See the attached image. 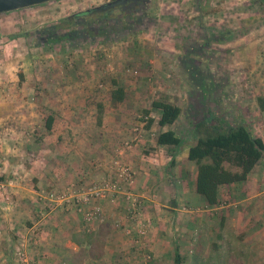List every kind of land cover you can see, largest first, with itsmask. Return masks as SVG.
<instances>
[{"label":"crops","instance_id":"0c3cea01","mask_svg":"<svg viewBox=\"0 0 264 264\" xmlns=\"http://www.w3.org/2000/svg\"><path fill=\"white\" fill-rule=\"evenodd\" d=\"M54 1L61 0L37 6ZM98 38L106 63L93 55L71 62L74 53L54 61L30 43L22 55L14 48L19 38L11 50L0 45V264H20V246L30 264H264V155L245 180L221 185L217 203L208 204L188 159L196 134L184 110V83L175 88L172 66L144 48L149 40L134 38L140 59L146 54L152 63L138 62L133 73L113 65L114 58L136 63L123 51L133 43ZM243 39L246 45L235 40L232 61L219 67L220 96L264 142V25ZM118 86L123 98L114 101ZM153 100L182 108L172 125L159 124ZM170 129L183 137L179 147L157 142ZM118 163L133 173L130 190L142 201L137 221L124 189L84 202L95 214L90 221L74 205L45 196L80 197L115 179Z\"/></svg>","mask_w":264,"mask_h":264},{"label":"rangeland","instance_id":"374dc122","mask_svg":"<svg viewBox=\"0 0 264 264\" xmlns=\"http://www.w3.org/2000/svg\"><path fill=\"white\" fill-rule=\"evenodd\" d=\"M104 1L61 0L46 3L43 6L36 5L0 13V45L1 47H5L3 45L7 44L6 48H10L11 50L10 41L19 38V45L14 46V48L20 49L22 55L24 49H26L25 45L30 43L41 46V50L45 51V54L48 53L50 59L54 61L61 59L62 57L60 56L62 54L64 56L74 53L77 55L71 62L77 61L78 58L83 57V59H86L93 55L98 56V60L101 63H106L103 60V46H101L99 38L87 41L77 40L69 44L67 41L46 42L47 40L42 36L40 37L39 33L36 35V32L40 29L64 20V18L73 14V12L79 11L80 8L86 9ZM149 10L154 16V23L151 26L145 29L141 28L142 25L136 28L132 27L131 32L134 33H128L123 38H120L122 33H116L115 35V40L117 42L121 41V45H126L127 47V44L133 43L131 48H123V51L127 55H133V59H137L136 63L131 62L128 58L121 61H117L114 58V61L112 60L113 65L115 66L119 63L124 68H139V62L145 68H149L152 62L146 57V54L144 58L140 59L144 53L139 54L140 49L138 47L140 48L141 45L138 40L134 39L136 35L140 36L145 40H149V43L144 48L151 50L152 54L156 56L159 55L162 63L168 62L172 66L174 79L177 81V83H174L175 88L178 85L182 88L183 84L176 73L178 68H175V66H179L176 57L180 55L187 58L185 54L186 48L189 49H187L188 52L191 50L201 51L199 50L200 44L205 42L204 38L201 37L202 34H208L206 35L208 37L211 34V29L218 31L229 30L232 32L231 36L233 38L231 37L229 40L210 42V47L203 50L208 56L207 59L195 55L189 57L194 58L200 65L214 70L218 64L220 66L223 64L227 65V63L232 61L230 57L232 50L235 48L233 45L235 40H237L236 46L242 47L246 45L243 34H248L250 31L259 32L264 25V0H178L177 3L176 0H151ZM63 26L68 27L69 25L64 24ZM143 31L145 32L142 33ZM135 43L138 47L134 45ZM1 47L0 49H2ZM183 47L185 50H183ZM130 49L137 51L129 53ZM218 50H225L227 53L223 54L222 52V57H220L217 53L219 52ZM222 58L227 59L229 62H225L226 60H222ZM83 59L78 60V62H82ZM244 59L248 62L246 56H244ZM92 60H88L87 62H92ZM185 89V93H187L188 88L185 87ZM189 94L191 93L182 95L185 106L190 99Z\"/></svg>","mask_w":264,"mask_h":264},{"label":"trees","instance_id":"16d2710c","mask_svg":"<svg viewBox=\"0 0 264 264\" xmlns=\"http://www.w3.org/2000/svg\"><path fill=\"white\" fill-rule=\"evenodd\" d=\"M96 16L97 18L86 22L80 30L71 28L69 21L66 24L69 25L68 27L63 24L50 26L46 42L67 41L71 44L77 40H95L98 37L106 41H117L115 40V25L118 23L112 22L110 17L105 14ZM153 23L154 21L148 22L146 27ZM131 31L132 29L126 28L120 38L128 33L133 34L134 32ZM210 31L211 34L208 37H206L208 34L201 35L205 40L200 44L199 50L201 51L191 50L188 52V48L185 50L183 47L187 58L178 55L176 60L179 66L176 65L175 68H178L176 73L188 88L187 93H191L189 94L190 101L188 100L184 110L192 122L190 129L196 134L195 142L188 149V159L194 161L197 166L195 189L208 204L213 205L217 203L218 188L221 185L246 179L264 155V142L260 137L254 136L244 122L238 121L239 115L234 102L228 101L226 96L222 95L223 99L220 96L223 91L217 80V73L222 72L219 70L220 65L218 64L219 71H217V68L214 70L206 68L194 58H189L195 55L207 59L208 56L203 50L210 47V42H222L232 37V32L229 30L211 29ZM222 52L223 54L227 53L225 50H220L217 52L220 57H222ZM225 90V95H227L229 89ZM123 94L122 87L115 88L114 101L121 100ZM258 102L261 107H264L260 98H258ZM151 107L160 110V125H172L182 112L179 105L163 100H153ZM46 126H49V119ZM182 141L183 137L171 129L161 132L157 136L158 143L173 144L177 147L182 144ZM175 263L179 264L177 260Z\"/></svg>","mask_w":264,"mask_h":264},{"label":"built area","instance_id":"2783aa9c","mask_svg":"<svg viewBox=\"0 0 264 264\" xmlns=\"http://www.w3.org/2000/svg\"><path fill=\"white\" fill-rule=\"evenodd\" d=\"M178 0H176L177 3ZM128 71L136 73L137 70L128 68ZM116 177L115 179L102 180L99 183L92 184L90 187L86 188V190L82 193V196H74L71 199L64 198L62 196H57L55 192H47L45 196L50 198L51 200H62V204H72L73 207L80 212L84 213V217L86 221H90L94 218L95 214L92 211H86L83 208V203L88 202L91 198H106L109 195L123 191L126 200L130 203V213L132 221H137L139 219V215L141 213V205L142 201L137 194L130 190V186L133 184V173L130 168L126 164L118 163L116 165ZM44 195H42V199H45ZM40 198V196H39ZM46 204V203H45ZM45 206V205H44ZM47 206V204H46ZM45 206V207H46ZM145 227H140L137 231L141 236L145 234ZM131 230L128 228L127 232ZM17 259L20 264H30L29 257L27 252L23 249L22 246L17 248L16 251Z\"/></svg>","mask_w":264,"mask_h":264},{"label":"flooded vegetation","instance_id":"af4514ba","mask_svg":"<svg viewBox=\"0 0 264 264\" xmlns=\"http://www.w3.org/2000/svg\"><path fill=\"white\" fill-rule=\"evenodd\" d=\"M150 3L151 0H105L97 5L95 4L90 6V10H88V12H85V9L73 12L71 16L69 15V18H64V20L40 29L36 32V35L39 33L40 37L42 36L45 40H47L50 32V26L54 24L64 25L67 24V21L72 23V25H70L72 28L80 30L85 26L86 22H90L91 20L97 18L96 15L100 14H105V16L107 15L110 17L112 22L116 24L118 23L115 25L116 33H122L126 28L132 29V27L136 28L140 25H142L141 28H146V24L154 19L153 14L149 10ZM98 5L102 6L94 8V6Z\"/></svg>","mask_w":264,"mask_h":264},{"label":"water","instance_id":"95a60500","mask_svg":"<svg viewBox=\"0 0 264 264\" xmlns=\"http://www.w3.org/2000/svg\"><path fill=\"white\" fill-rule=\"evenodd\" d=\"M52 0H0V13H6L14 11L21 8L31 7L38 4H42ZM102 5L94 6V8H99ZM90 10L89 8L84 11Z\"/></svg>","mask_w":264,"mask_h":264}]
</instances>
